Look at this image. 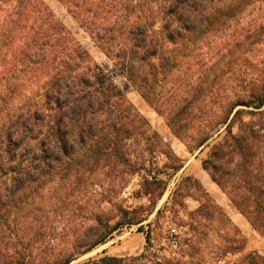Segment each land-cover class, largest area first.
Masks as SVG:
<instances>
[{
  "label": "trees",
  "instance_id": "trees-1",
  "mask_svg": "<svg viewBox=\"0 0 264 264\" xmlns=\"http://www.w3.org/2000/svg\"><path fill=\"white\" fill-rule=\"evenodd\" d=\"M58 1L115 73L95 63L42 0H0V264H71L143 222L121 204L133 177L157 203L168 187L160 176L182 168L117 75L195 148L225 127L203 167L264 235V127L254 121L262 114L238 109L264 107V86L233 71L241 41L226 31L243 0ZM184 183L197 182L183 180L174 201ZM221 211L204 203L193 215ZM144 234L150 247L152 230ZM226 243V256L244 251L243 239ZM256 259L247 254L238 264Z\"/></svg>",
  "mask_w": 264,
  "mask_h": 264
},
{
  "label": "rangeland",
  "instance_id": "rangeland-1",
  "mask_svg": "<svg viewBox=\"0 0 264 264\" xmlns=\"http://www.w3.org/2000/svg\"><path fill=\"white\" fill-rule=\"evenodd\" d=\"M42 1L88 51L95 63L115 73L114 61L72 18L65 6L58 0ZM236 18L237 22H231L226 30L229 35L235 32L241 41L238 53L233 56L240 59V64L233 71H241L247 79L246 84L250 80H257L256 85L264 86V0H243L236 12ZM159 26L157 25V28ZM115 81L124 89L130 103L169 146L182 168L170 177L160 176L168 182V187L156 204L140 193L141 178L133 177L121 195V204L129 212L136 210L138 216L144 219L143 222L124 227L104 245L82 255L71 264H98V261L105 257L123 259V264H133L134 259L137 263L147 264L165 260L179 264H238L247 254H254L257 258L256 264H261L264 261V235L252 227L203 167L216 142L227 134L225 127L216 133L208 144L195 148L187 139L176 136L167 124L165 116L145 101L135 88L129 86L125 78L117 75ZM238 109L261 113L262 115L254 118V121L264 127V107L255 109L242 106ZM243 119L246 122L251 121L250 116L246 114ZM239 127L240 124L236 121L233 133L236 134ZM157 162L162 166L166 158L158 155ZM186 178H191L197 183H184L181 196L174 201L176 189ZM204 203L220 208L224 216L218 217L209 213L208 217L199 219L193 215ZM141 226L144 228L143 232L139 230ZM149 229L152 230L150 247L144 234ZM231 238L243 239L244 251L226 256V241ZM57 244L56 242L55 246ZM190 245H193L195 250H192Z\"/></svg>",
  "mask_w": 264,
  "mask_h": 264
}]
</instances>
